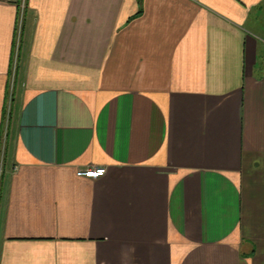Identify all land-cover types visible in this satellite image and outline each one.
Instances as JSON below:
<instances>
[{
    "label": "crops",
    "instance_id": "crops-1",
    "mask_svg": "<svg viewBox=\"0 0 264 264\" xmlns=\"http://www.w3.org/2000/svg\"><path fill=\"white\" fill-rule=\"evenodd\" d=\"M19 3L0 264H264V0Z\"/></svg>",
    "mask_w": 264,
    "mask_h": 264
},
{
    "label": "built area",
    "instance_id": "built-area-1",
    "mask_svg": "<svg viewBox=\"0 0 264 264\" xmlns=\"http://www.w3.org/2000/svg\"><path fill=\"white\" fill-rule=\"evenodd\" d=\"M20 14H19V21H18V33L21 34L23 30V22L25 13L28 8V0H20L19 3ZM78 176L90 177V178H97L105 175L104 169L98 168H87V169H79L77 172Z\"/></svg>",
    "mask_w": 264,
    "mask_h": 264
},
{
    "label": "rangeland",
    "instance_id": "rangeland-1",
    "mask_svg": "<svg viewBox=\"0 0 264 264\" xmlns=\"http://www.w3.org/2000/svg\"><path fill=\"white\" fill-rule=\"evenodd\" d=\"M13 107V104L11 102H9L8 106H7V117L4 121V130H3V137L2 138V146H1V153H0V169L3 168V162L5 161V150L6 148H8V146L11 143H14V139H10L11 141H9V127H10V123H11V116H12V112L11 115H9L11 108ZM8 127V128H7ZM9 141V143H8Z\"/></svg>",
    "mask_w": 264,
    "mask_h": 264
},
{
    "label": "trees",
    "instance_id": "trees-1",
    "mask_svg": "<svg viewBox=\"0 0 264 264\" xmlns=\"http://www.w3.org/2000/svg\"><path fill=\"white\" fill-rule=\"evenodd\" d=\"M9 115H10V113H9Z\"/></svg>",
    "mask_w": 264,
    "mask_h": 264
}]
</instances>
